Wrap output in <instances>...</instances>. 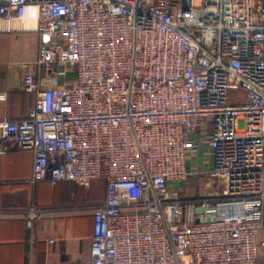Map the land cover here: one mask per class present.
<instances>
[{
	"label": "built area",
	"instance_id": "1",
	"mask_svg": "<svg viewBox=\"0 0 264 264\" xmlns=\"http://www.w3.org/2000/svg\"><path fill=\"white\" fill-rule=\"evenodd\" d=\"M0 19L38 33L47 72L0 151H31L32 182L106 180L92 264H264V0H0ZM203 172L221 194L186 193Z\"/></svg>",
	"mask_w": 264,
	"mask_h": 264
},
{
	"label": "crops",
	"instance_id": "2",
	"mask_svg": "<svg viewBox=\"0 0 264 264\" xmlns=\"http://www.w3.org/2000/svg\"><path fill=\"white\" fill-rule=\"evenodd\" d=\"M39 44L38 33L21 29L20 21L0 19V94H6L0 99V121L28 117L36 94L23 88L24 77L29 72L36 81L47 76L36 64ZM202 148L188 160L190 169L209 167V147ZM33 167L31 151H0V264H92L93 207L106 197V180L94 179L89 188L67 180L32 182ZM34 205L42 213L29 225L22 211Z\"/></svg>",
	"mask_w": 264,
	"mask_h": 264
},
{
	"label": "rangeland",
	"instance_id": "3",
	"mask_svg": "<svg viewBox=\"0 0 264 264\" xmlns=\"http://www.w3.org/2000/svg\"><path fill=\"white\" fill-rule=\"evenodd\" d=\"M231 93L234 94L235 91H231ZM186 186V193L188 195H207L209 193L221 194L225 184L222 180L211 178L203 172L190 177Z\"/></svg>",
	"mask_w": 264,
	"mask_h": 264
},
{
	"label": "water",
	"instance_id": "4",
	"mask_svg": "<svg viewBox=\"0 0 264 264\" xmlns=\"http://www.w3.org/2000/svg\"><path fill=\"white\" fill-rule=\"evenodd\" d=\"M201 210L199 209L198 212H200Z\"/></svg>",
	"mask_w": 264,
	"mask_h": 264
}]
</instances>
